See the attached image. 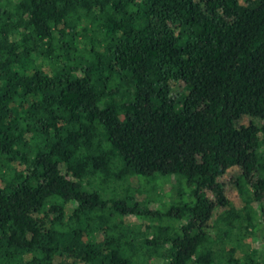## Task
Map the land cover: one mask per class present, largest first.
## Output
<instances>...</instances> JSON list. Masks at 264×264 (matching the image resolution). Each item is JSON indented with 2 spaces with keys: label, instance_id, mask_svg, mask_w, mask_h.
<instances>
[{
  "label": "trees",
  "instance_id": "16d2710c",
  "mask_svg": "<svg viewBox=\"0 0 264 264\" xmlns=\"http://www.w3.org/2000/svg\"><path fill=\"white\" fill-rule=\"evenodd\" d=\"M255 231L264 0H0V264H264Z\"/></svg>",
  "mask_w": 264,
  "mask_h": 264
},
{
  "label": "rangeland",
  "instance_id": "374dc122",
  "mask_svg": "<svg viewBox=\"0 0 264 264\" xmlns=\"http://www.w3.org/2000/svg\"><path fill=\"white\" fill-rule=\"evenodd\" d=\"M156 175V174H155ZM165 175L157 174L156 177H151V181L153 184H159L161 181V178L164 177ZM173 178L169 177L167 179H164L160 185H155L154 189L148 187V185H145L146 189L142 190L141 194H138V198H142L143 196H148L150 197V202L148 203V206L150 208L154 207H161L163 208L164 205H167L168 202L172 201L173 198H177V192L175 190L176 184L173 186L172 185ZM222 182L225 188V192L230 198L231 201L237 202L239 201L238 198V193L236 191L235 186H233L232 182V176L227 173L223 178ZM139 182L136 177H132L131 179V184L132 185H137ZM178 187L180 189H183L184 191L189 188L185 184H182L178 182ZM186 192V191H185ZM182 199H185L186 195L184 193L181 195ZM164 203V204H163ZM125 222L131 223V224H138L140 221L139 218L135 217L134 215H124L123 217ZM167 219H164L162 222H167ZM243 240L246 244L249 245V247L252 248H264V241L260 238L259 232L255 231L254 233H248L243 237Z\"/></svg>",
  "mask_w": 264,
  "mask_h": 264
}]
</instances>
